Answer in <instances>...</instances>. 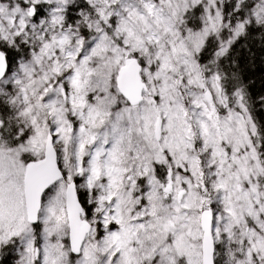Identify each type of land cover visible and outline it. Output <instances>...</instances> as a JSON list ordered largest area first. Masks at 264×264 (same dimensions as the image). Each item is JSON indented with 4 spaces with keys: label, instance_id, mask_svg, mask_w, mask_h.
Here are the masks:
<instances>
[{
    "label": "snow or ice",
    "instance_id": "6c2138e0",
    "mask_svg": "<svg viewBox=\"0 0 264 264\" xmlns=\"http://www.w3.org/2000/svg\"><path fill=\"white\" fill-rule=\"evenodd\" d=\"M257 38L264 0H0V264H264Z\"/></svg>",
    "mask_w": 264,
    "mask_h": 264
},
{
    "label": "trees",
    "instance_id": "16d2710c",
    "mask_svg": "<svg viewBox=\"0 0 264 264\" xmlns=\"http://www.w3.org/2000/svg\"><path fill=\"white\" fill-rule=\"evenodd\" d=\"M249 46L256 55L255 75L251 78L256 81V88L259 89L261 86L260 78L264 76V63H262V60H264V48H261L259 38L251 41Z\"/></svg>",
    "mask_w": 264,
    "mask_h": 264
}]
</instances>
